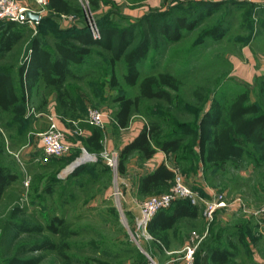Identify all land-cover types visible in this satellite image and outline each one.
Here are the masks:
<instances>
[{
	"label": "rangeland",
	"instance_id": "obj_1",
	"mask_svg": "<svg viewBox=\"0 0 264 264\" xmlns=\"http://www.w3.org/2000/svg\"><path fill=\"white\" fill-rule=\"evenodd\" d=\"M198 1L200 0H101L100 5L94 8L90 0H76L81 12L68 15H54L48 10L47 3L42 18L50 14L54 21L40 23L35 34L27 24L17 26L16 29L24 37L14 51L21 52L22 60L28 54L30 38L39 36L43 45L55 52V39L64 35L57 28L66 27L67 24L81 28L94 21L100 30L106 26L122 28L136 24L135 40L130 48L144 38L152 42L147 57L139 65L141 77L170 72L179 78L181 85L177 91L170 89L172 103L164 99L142 98L132 117L145 119L146 122L150 119L159 120L164 123V132H171L175 129L172 119L197 122L199 116L210 106L213 97L223 95L229 102L245 90L249 92V102L257 103L264 109V90L260 84L264 81V14L261 13L264 5L245 0H215L221 3L219 11L205 17L192 29H187L180 23L179 40L167 37L165 31L170 26L173 29L179 18L187 21L197 19L199 13L193 7ZM29 2L32 6H37L34 0ZM218 23L226 29V35L221 40L204 37V32ZM162 25L166 30L162 29ZM155 41L158 42L157 48ZM72 42L80 44L75 39ZM92 48L93 52L83 64H72L77 77L67 82L71 97L77 100L80 108L76 112L77 118L86 122L90 109L100 110L115 118L118 109L115 98L119 94L135 98L140 93L139 85L130 86L125 81V65L121 60L116 65L118 84L112 85L109 62L112 54L101 46ZM10 57L9 60L0 59V65L13 64L12 55ZM45 95L58 96L57 91L45 86V83L38 84L32 94H25L27 121H32L37 116L28 113V109L33 107L36 113L43 109L41 98ZM57 111L67 119H74L60 106V102ZM1 116L0 121H5L9 115L4 112ZM0 127V157L4 159V153L1 152L11 155L8 152L10 142L5 136L7 128L2 124ZM74 130L75 127L74 133H71L75 136H69L74 142L72 145H75L73 149L65 134V140L70 144L69 151L48 162L39 160L42 152L38 137H30L28 140L30 157H15L12 154L20 178L8 187L0 202V264H11L14 258L21 262L38 259L35 264H61L62 259L58 252L37 249L34 245L47 237L60 243V236L47 230L42 233L24 232L18 227L26 222L46 228L54 215L64 217L72 232L66 239L69 243L66 253L70 254L76 264H147V255L158 264H182V250L193 231L204 236L195 256L196 264H201V254L209 245L210 238L234 253L235 257L227 264H264V223L237 208L219 209L210 221L199 206L197 218L181 221L177 226V233L170 231L171 250L162 251L152 239H144L142 231L138 229L137 219L140 216V205L147 196H136L135 202L130 203L132 208L129 209L126 203V184L123 183L125 178L119 172L116 174L102 155L103 152L119 154L120 150L109 149L104 145L103 139L104 148L99 156L95 155L92 149L89 151L86 148L83 137ZM238 141L247 148L241 163L229 162L205 169L198 157L189 155L191 147L196 150L191 139H186L178 152L166 154L164 162L174 173L176 170L180 172L186 184L200 195L209 197L213 191L224 192L228 200L241 197L250 210L256 209L264 203V162L255 154V146L245 143L242 138H238ZM250 149L254 151L251 153ZM84 154L93 158L78 166L95 164L96 173L81 175L77 179H84L89 183L95 176H99V182L97 181L94 189L70 186L74 188L72 196L70 181L66 179L78 166L72 170L67 168ZM68 159L72 160L68 163ZM131 159L136 164H141L138 154H133ZM59 167L61 168L57 169ZM54 173L63 182L54 184L53 191H44L46 183L50 182L49 178ZM201 179L205 181V185L200 184ZM116 180L121 182L123 189L119 206H122L123 212L112 198ZM90 185L92 182L89 187ZM172 186L173 181L167 189L156 194L169 193ZM106 188H109L108 192ZM96 195L104 196L102 203L89 202ZM85 200H89V204L84 203ZM217 230L220 235L216 237ZM228 233L231 234V239H228Z\"/></svg>",
	"mask_w": 264,
	"mask_h": 264
},
{
	"label": "trees",
	"instance_id": "obj_2",
	"mask_svg": "<svg viewBox=\"0 0 264 264\" xmlns=\"http://www.w3.org/2000/svg\"><path fill=\"white\" fill-rule=\"evenodd\" d=\"M90 1L94 8H97L101 2V0ZM207 5L210 14L218 11L221 7V3L218 1L207 3ZM47 8L54 15L78 14L81 12L76 0H48ZM53 21L49 14L43 17L40 23ZM186 21L185 18L183 20L179 18L173 29L170 26L165 31L166 36L177 41L181 34L180 23L187 29L194 28L198 23L196 20ZM18 24L0 20V59L3 53L11 50L13 45L24 37L21 31L15 29ZM136 27V24L122 28L101 27V39H94L88 26L85 25L81 28L77 26L65 29L57 28V31L64 33V35L59 36L54 41L56 56L43 45L39 36L31 37L27 46L29 47L28 54L23 58V64L18 68L20 87L14 82L12 65H0V120L2 113L5 112L16 119L17 122L22 121V117L26 113L27 103L24 87L27 85L30 93L42 80L47 87H52L57 91L58 103L60 102V106L70 113L71 115H69L74 117L75 120L77 118L76 112L80 108H78L77 100L71 97L72 94L67 82L69 79L77 77L72 69V64H83L93 52L92 47L94 46L104 47L112 54L109 60L112 85L118 84L116 65L121 60L125 65V81L130 86L139 85L140 87V93L135 98L128 97L125 94H119L115 98V101L118 102V109L115 114L118 128L128 127L134 110L138 107L142 98L164 99L172 103L173 95L170 89L179 90L181 82L176 75L170 72L141 77L139 65L147 57L152 42L144 38L135 47L130 48L135 40ZM162 29L166 30L164 25H162ZM225 34L226 29L222 28L221 23H218V25L208 28L204 32V37L220 40ZM73 39L80 44L72 42ZM154 45L157 48L158 42L155 41ZM260 84L261 89L264 90V81ZM249 96L248 90L239 93L229 102L223 95L215 96L212 98L208 109L204 110L202 115L199 116L197 122H180L172 119L175 129L171 132H164L163 122L150 119L138 135L120 150L118 172L121 174L127 172V163L135 153H139L143 160L152 158L158 149L166 154L175 153L182 148L186 139H191L192 145L196 147V150H193L192 147L189 149V155L198 157L199 162L205 169L229 162L241 163L247 153V148L238 141V138H242L245 143L255 146V154L259 155L261 161L264 162V109L257 103H250ZM80 125L81 128L89 131L87 136L80 135L84 139L86 148L89 151L93 150L94 154L99 156L104 148L102 128L86 121L81 122ZM254 150L250 149V152L252 153ZM71 160L68 159L67 162L69 163ZM95 168H97L95 164L94 166L92 164L78 166L66 179L70 181L69 187L74 185L75 188L76 186H86V188L94 189L99 176H95L91 179L92 181H89V183L92 182L91 187L84 179H77V177L89 173L93 174L96 171ZM174 176V171L165 162H162L152 172L139 177L138 195H155L167 189L171 185ZM16 179L17 175L11 172L8 167L0 166V201L6 188ZM49 181V183H46L47 185L45 184L44 191H53L54 184L63 182L55 173L51 175ZM73 189L71 188L72 192L70 193L72 196L74 195ZM199 212V206L193 205L188 199L176 200L169 208L159 210L147 226L148 232L153 237L152 242L162 251L169 250L171 248L170 231L177 233V226L181 221L187 218L195 219L199 216ZM18 227L24 232L42 233L47 230L53 235L60 236V243L51 237H47L34 245L37 249L58 252L62 259L61 264H76L70 254L66 253V248L69 247L66 239L71 231L64 217L54 215L46 228L26 222L18 225ZM231 256H234L232 251L219 246L214 248L211 253L201 255V264H227ZM36 262H38V259L21 262L14 258L11 264H35Z\"/></svg>",
	"mask_w": 264,
	"mask_h": 264
},
{
	"label": "built area",
	"instance_id": "obj_3",
	"mask_svg": "<svg viewBox=\"0 0 264 264\" xmlns=\"http://www.w3.org/2000/svg\"><path fill=\"white\" fill-rule=\"evenodd\" d=\"M29 1L30 0H0V20L6 22H16L19 24H27L34 30V34L37 33V26L41 22L42 13L45 5L48 3V0H34L35 4L37 5L36 7L32 6V3ZM245 1L264 5V0ZM28 13L36 14L39 16V18H30ZM88 26L94 39L102 38L101 30L96 22L90 21ZM26 95L28 96L27 87ZM28 113H32L37 116L39 115V113H36L33 107L28 109ZM105 117L106 115L102 111L90 109L87 122L89 124L104 128ZM50 119L51 122L49 127L39 134L43 150L42 156L39 158V160L42 162H48L54 157L61 156L70 149V144H68L65 140V133L59 128L57 122L53 118ZM74 131L77 133V135L84 134V129L81 128L79 124H76ZM102 155L106 158L108 165L117 174L119 166V154L113 152H103ZM122 197L123 189L121 182L116 180V183H114L113 186L112 198L115 203H117L116 206L121 212H123V208L122 206H119L121 205ZM182 199H188L193 205L201 206L204 216L210 221L214 218V214L219 209L237 208L245 213L253 215L255 218L264 223V203L260 207L250 210L241 197L228 200L224 192L217 191L210 193L209 197L200 195L197 190L192 189L186 184L183 175L176 170L173 186L169 193L147 196L140 205V216L137 219V225L138 229L142 231V236L144 239H153L152 235L147 230L148 223L153 218V216L159 210L168 208L175 200ZM203 238L204 236L199 235L196 231H193L191 238L182 250V255L180 257L182 264H196L195 256ZM147 256L149 260L147 264H158L151 256Z\"/></svg>",
	"mask_w": 264,
	"mask_h": 264
},
{
	"label": "crops",
	"instance_id": "obj_4",
	"mask_svg": "<svg viewBox=\"0 0 264 264\" xmlns=\"http://www.w3.org/2000/svg\"><path fill=\"white\" fill-rule=\"evenodd\" d=\"M211 2H216V1L214 0V1L206 2V1L200 0L193 7V8H196L194 11L199 13L197 19H195L197 22L204 20L205 17H208V16L213 15L215 13V11L211 14L209 13L207 3H211ZM200 12H201V14H200ZM261 13L264 14V9ZM17 26H21V24L16 25L15 29L17 28ZM69 27H71V24L70 25L67 24L66 27L58 26V28H69ZM22 39L18 43H15L11 50L3 53L2 57H1V59L7 58L9 60V58H11L10 55H12L11 61L13 62V64H10V65H12L11 67H12V71H13L14 82L17 84L18 87H20L18 68L21 64H23V59L21 60V52L19 51L16 53L14 51V49H15V47H17L20 44V42H22ZM52 53L54 56H56L55 55L56 52H52ZM41 83L44 84V81L43 80L40 81L39 84H41ZM26 87H27V85L24 87L25 88L24 89L25 94H26ZM32 92L33 91H31L30 94H32ZM28 95H29V90H28ZM41 105H42L43 109L40 110L39 115L36 116V118L33 119L32 121L26 120L27 110H26L25 115L22 117L23 120L20 122H17L16 119H13V117L11 115H9L7 117V119H5V121H0V124H2V126L7 128L6 129L7 135H5V136H6V139L8 140V142H10V146L8 147V152H10L11 155L13 154L15 157H21V155L24 156L25 158L30 157V150H29V145H28V140L30 137L31 138L32 137L33 138L38 137L39 148L41 149V152H43L42 142L40 140L39 134L41 132L45 131L49 127L50 122H51L50 118H53L57 122L59 128L65 134H67L68 139H69V136L71 138L75 136V134L73 135L71 133V131L73 132V128L76 126V124L80 125V123L84 121L81 118H77L74 120V119H70V118L67 119L66 117H63L61 115V113L59 111H57V107L59 106V103H58V98L56 96L45 95L44 98H41ZM113 118H114L113 116L110 117V116L106 115L105 126H104L103 131L105 134V137H104L105 144L104 145L108 146L109 149L115 150V151L121 150L126 143L133 140L138 135V133L145 127V125L147 123L145 119H141L139 117L138 118L132 117L128 127L118 128L116 125V119L115 118L113 119ZM115 128H117L116 131H115ZM83 129H84V134H82V135L87 136L89 134V131L86 130L85 128H83ZM0 130H1V127H0ZM30 135H32V136H30ZM71 138L68 140V142L71 144V148L73 149V147L75 145L74 146L72 145V143H74V142H72ZM1 153H4L3 154L4 159L0 157V166L8 167L11 170V172H13L14 174L17 175V179L9 185V186H11L13 183H15L19 180V178H20L19 173L20 172L17 168V163L13 158L14 156L8 155L5 152H1ZM31 154H32V152H31ZM135 154L139 155V153H135ZM166 157H167L166 153L164 151L158 149L156 154L150 159L143 161V159L139 156V158L141 159L140 160L141 164H136L135 160L131 159L132 157L130 158V160L128 161V164H127V166H128L127 172L124 174H121L123 179L125 178V181H123V183L126 184V185H124L126 187V191H127L126 192L127 193L126 203L129 205V207H128L129 209L132 208L130 203H134L135 197L138 196V179H139V177L146 174V173H149V172H152L153 170H155L159 164H161L162 162H164V160H166ZM197 175H199V174H197ZM200 182H201L200 184L205 185L204 180L201 179ZM8 187L6 188V190L3 194V198L6 194ZM108 189L106 188L107 192H108ZM3 198L1 199V201L3 200ZM103 198H104L103 195H100V196L96 195L93 198H90L89 199L90 201L85 200L84 203L87 204L89 201L90 203L96 202V203L100 204L103 202ZM215 234H216V237L219 236L220 231L217 230ZM211 239L212 238H210V240H209V243H208L209 245L204 249V251L201 255L211 253V251L216 247H219V246L222 247L220 245V243L218 244V242L215 241V239L213 241ZM228 239H231L230 233H228ZM169 250H171V248H169ZM229 250L231 251V249H229ZM233 257H235V255L231 256L229 261L231 259H233ZM209 263H210V261H209Z\"/></svg>",
	"mask_w": 264,
	"mask_h": 264
},
{
	"label": "bare ground",
	"instance_id": "obj_5",
	"mask_svg": "<svg viewBox=\"0 0 264 264\" xmlns=\"http://www.w3.org/2000/svg\"><path fill=\"white\" fill-rule=\"evenodd\" d=\"M91 158H92V156H90L88 154H84L73 165H77V164H79V163H81V162H83V161H85L87 159H91ZM73 165L72 166H69L67 169L70 170L73 167Z\"/></svg>",
	"mask_w": 264,
	"mask_h": 264
},
{
	"label": "water",
	"instance_id": "obj_6",
	"mask_svg": "<svg viewBox=\"0 0 264 264\" xmlns=\"http://www.w3.org/2000/svg\"><path fill=\"white\" fill-rule=\"evenodd\" d=\"M28 16H29L30 18H33V19H38V18H39L38 15H36V14H32V13H28ZM74 163H75V162H73L72 164H70V166H72ZM79 164H80V163H79ZM79 164H77V165H73V167H72L70 170L74 169V168H75L76 166H78Z\"/></svg>",
	"mask_w": 264,
	"mask_h": 264
}]
</instances>
